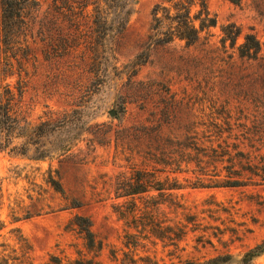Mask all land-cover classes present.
I'll return each instance as SVG.
<instances>
[{
	"label": "rangeland",
	"instance_id": "1",
	"mask_svg": "<svg viewBox=\"0 0 264 264\" xmlns=\"http://www.w3.org/2000/svg\"><path fill=\"white\" fill-rule=\"evenodd\" d=\"M94 1L39 0L24 13L23 46L6 49L3 84L26 128L14 144L27 151L0 150V263L90 256L72 223L83 216L101 264L219 255L240 264L264 240V185H215L240 170L230 163L238 150L264 141V0H206L217 25L195 44L150 47L151 10L163 0H137L93 61ZM227 24L241 30L233 47L222 42ZM247 33L261 45L254 60L237 52ZM141 169L161 190L126 196ZM144 223L147 239L126 246Z\"/></svg>",
	"mask_w": 264,
	"mask_h": 264
},
{
	"label": "trees",
	"instance_id": "2",
	"mask_svg": "<svg viewBox=\"0 0 264 264\" xmlns=\"http://www.w3.org/2000/svg\"><path fill=\"white\" fill-rule=\"evenodd\" d=\"M230 1L234 4L239 2V0ZM38 4L39 0H0V150L19 155L26 153V146L22 144L18 147L14 141L26 135V128L12 114L10 105L12 93L8 85L3 84L9 74L6 66L9 65L8 54L10 51H6V49L23 46L21 42L25 26L24 13L31 7L38 6ZM136 4L137 0H95L92 3L91 35L88 44L93 61L98 58L100 49L105 48L106 50V43L110 39L125 31L131 16L135 12ZM194 8L197 9L193 12ZM216 25V18L209 13L206 0H163L154 5L151 10V35L149 36L148 47L165 45L174 40L182 41L187 46H191L198 41L200 33L214 28ZM221 32L223 34L222 42H228L231 47L235 46L236 40L241 34L240 28L234 24L225 25ZM1 46L5 47V51L1 50ZM260 50V42L252 33L244 35L243 42L237 47L239 57L249 60L256 59ZM1 55H3L2 58ZM245 147L248 148L246 152L238 150L237 161L230 160L231 165H238L240 170L232 176L222 179L215 185L216 187L238 188L264 185V141L249 143ZM227 148L224 147L223 149ZM224 154L226 153L224 152L223 156ZM136 176L137 187L128 191L126 196L149 193L151 190H161L150 186L149 173L145 169L137 171ZM54 184V188L62 192L59 184ZM72 223L82 237L84 249L87 254L91 255L87 256L79 251L76 258L68 260L52 255L42 264H101L99 257L103 245L96 239L91 230V220L87 217L76 216ZM138 228L139 225L136 229ZM150 230L151 227L146 224L136 231L137 234L144 235L141 237L142 239L138 235L127 233L125 245H132L133 247L141 245L143 238L147 239L146 235L149 234ZM263 253L264 240L245 253L240 264H251L255 258ZM131 260L133 264H136V260ZM230 261V255H219L202 262L186 260L179 264H230Z\"/></svg>",
	"mask_w": 264,
	"mask_h": 264
},
{
	"label": "water",
	"instance_id": "3",
	"mask_svg": "<svg viewBox=\"0 0 264 264\" xmlns=\"http://www.w3.org/2000/svg\"><path fill=\"white\" fill-rule=\"evenodd\" d=\"M110 115H114V112L112 111V112H110Z\"/></svg>",
	"mask_w": 264,
	"mask_h": 264
}]
</instances>
